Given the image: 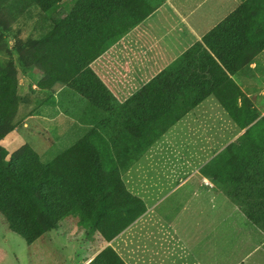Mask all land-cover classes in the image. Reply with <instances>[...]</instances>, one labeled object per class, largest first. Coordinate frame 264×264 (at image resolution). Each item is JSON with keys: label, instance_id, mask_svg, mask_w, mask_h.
<instances>
[{"label": "crops", "instance_id": "0c3cea01", "mask_svg": "<svg viewBox=\"0 0 264 264\" xmlns=\"http://www.w3.org/2000/svg\"><path fill=\"white\" fill-rule=\"evenodd\" d=\"M241 3V0H64L56 7L63 13L59 31L87 61L115 101L105 103L108 109L103 112L65 86H57L55 90L43 88V74L29 71L25 76L28 80L38 77L35 84L32 81L33 89L46 90L53 111L59 105L55 128L72 127L59 121L62 115L66 116L63 120L68 118L75 123L78 120L83 128L76 143L106 117L119 115L128 129L137 126L136 131H144L138 135L146 133L145 137L135 136L136 141L132 140L134 144L128 150L122 153L116 150L123 155H116L115 159L122 158L127 164L113 168L120 173L127 191L142 202L144 213L116 239L120 240L122 255L116 247L106 244L105 248L94 249L93 254L82 260L85 263L79 264H91L109 246L125 264H264V216H260L264 214L261 210L264 169L257 163L264 160V153L251 152V139L239 142V137L258 120L227 143L215 140L223 145L215 153L234 146L221 166L231 168L237 164L241 175L216 180L211 169H207L210 158L194 155L203 162L187 164L190 167L179 164V170L170 167L177 166L176 160L187 161L185 154L152 151L177 124L187 122L188 116L209 96L172 123L157 114L160 104H149L141 98L129 102L171 64L202 43ZM262 54L264 50L242 74L231 76L259 111L258 96L250 91L255 86L253 80L261 78ZM55 92L60 94L57 102ZM136 111L141 113L139 117L133 115ZM131 115L136 119H131ZM128 129L126 133L130 132ZM145 160L160 161L168 171L146 168ZM230 187L235 196L225 192L231 191ZM249 190L253 194H245Z\"/></svg>", "mask_w": 264, "mask_h": 264}, {"label": "trees", "instance_id": "16d2710c", "mask_svg": "<svg viewBox=\"0 0 264 264\" xmlns=\"http://www.w3.org/2000/svg\"><path fill=\"white\" fill-rule=\"evenodd\" d=\"M62 1L0 0V30L16 40L10 56L0 64V215L10 231L28 244L56 230L66 218H74L75 222L78 219L83 229L98 232L102 238L110 240L145 211L142 202L127 191L120 173L113 168L127 164L122 158L115 159L116 155H123L116 150L121 153L128 150L134 144L132 140L136 141L135 136L145 137L146 133L138 135L144 131H136L137 126L128 129L127 122L121 121L119 115L106 117L51 162H43L30 147H22L8 158L1 146L6 135L16 128L19 106L18 71L11 58L18 60L23 74L30 70L43 74L42 84L47 90L65 86L103 112L108 109L105 103L115 101L59 31L61 14L56 12V7ZM241 1V5L206 35L202 43L171 64L129 102L141 98L149 104H160L157 114L172 123L214 94L233 120L245 124L243 129L256 120L253 126L262 125L264 116L260 117L231 76L242 74L264 50V0ZM28 43L31 45L22 55L21 49ZM10 74H13L11 80ZM133 115L139 117L141 113L136 111ZM133 115L131 119H136ZM127 129L130 132L126 133ZM250 139L251 152L264 153V130L255 138L251 135ZM257 163L264 169V160ZM215 166L207 169H211L216 180H226L225 177L232 174L241 177L237 164L213 169ZM230 189L225 192L235 196L233 188ZM245 194H253V191ZM91 264L124 263L108 248Z\"/></svg>", "mask_w": 264, "mask_h": 264}, {"label": "rangeland", "instance_id": "374dc122", "mask_svg": "<svg viewBox=\"0 0 264 264\" xmlns=\"http://www.w3.org/2000/svg\"><path fill=\"white\" fill-rule=\"evenodd\" d=\"M61 3H63V1L59 4ZM72 8H70V11ZM58 9L56 8V12L62 15V11ZM15 44L16 40L8 38L0 30L1 65H3L4 59L10 56L11 49ZM29 45L31 44L28 43L27 47L21 49L22 55L26 53V50H28L26 48H28ZM262 57L263 62L261 61L262 64L259 65L261 78L253 80L255 86L251 88L250 91L255 96H258L256 101H258L260 105L258 109L260 108L261 112L257 110L260 113V117L264 116V114H262V112H264V95H262V92H264V54H262ZM11 61L18 71L16 77L18 80L17 93L19 95V106L16 128L6 135L1 142V146L5 149L8 158L17 153L22 147H30L40 156L43 162H51L75 144L76 139L82 136L79 130L83 128V126L78 123V120L77 123L70 121L68 118L63 120L66 116L62 115L59 121L71 124L72 127L69 129L64 125L60 129L58 127L55 128L58 122V112L56 109L59 105H57V108L55 107L53 111V105L50 103L51 100L46 90L41 88H38V90L33 89L35 86H32V81L35 84L38 77L34 74L36 77H31L32 81L28 80L26 78L28 74H23L18 60L11 58ZM88 66L90 65L88 64ZM30 71L32 72V70ZM43 77L45 76L43 75ZM9 78L11 80L13 74H10ZM29 83L31 85H29ZM56 92L57 102L59 101L58 97L60 94ZM249 99L251 101V98ZM52 118L53 120H51ZM244 125V123L242 125L238 123V121H233L232 117L225 111L217 97L211 95L203 102L201 107L188 116L187 122L177 124L169 136L167 134L160 140L152 151H172L177 154H185L188 158L187 161H184V163L180 161L179 163L176 160L177 166L172 165L170 167L172 169L177 168L180 170L179 164L181 166L185 165L186 167H190L187 165L190 163L194 166L203 162L202 159H199L202 157L210 158L209 161L207 160V163L209 162V166L216 165L213 168L216 169L219 165H222L224 157L230 152L229 149H232L234 146H232V148L230 146L219 153H215L223 146L222 143L219 144L215 140L223 139L225 143H227L243 130L242 126L244 127ZM253 125L254 124L250 127ZM74 126L78 127L73 128ZM262 130H264V123L262 125L253 126L252 131L249 132L246 137H243L244 134L242 137H239V142L243 143L244 141H248L251 135L253 138H255V135L257 137V134ZM194 155H199V158L194 157ZM180 156L181 155H178L177 159H179ZM145 164L146 168L168 171L166 170L167 167H164V164L160 161L149 162L145 160ZM75 221L74 218H66L60 223V226L56 230L51 231L48 235L43 236L32 244H28L23 238L10 231L8 224L0 215V264L85 263V261L82 260L93 254L94 249L98 250L102 247L105 248L106 244L111 245L114 249L116 247V251L122 255V250L118 247V245L121 244L120 240L117 241L116 239L123 231L115 238L106 240L102 238L98 232H89L83 229L78 224V219L77 222ZM127 228L128 227H126V229ZM111 246L108 248L113 249ZM116 251L115 253L121 259Z\"/></svg>", "mask_w": 264, "mask_h": 264}]
</instances>
